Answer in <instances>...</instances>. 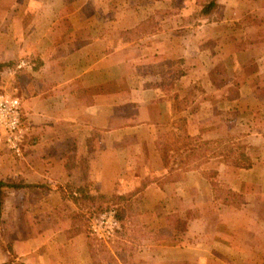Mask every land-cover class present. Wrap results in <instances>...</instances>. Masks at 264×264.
I'll return each mask as SVG.
<instances>
[{
    "label": "crops",
    "instance_id": "crops-1",
    "mask_svg": "<svg viewBox=\"0 0 264 264\" xmlns=\"http://www.w3.org/2000/svg\"><path fill=\"white\" fill-rule=\"evenodd\" d=\"M114 1L0 0V88L20 100L26 127L21 156L0 143V264H110L92 255L88 215L123 196L142 231L198 215L172 240L132 244L125 224L133 264H264V0L210 11L200 0L197 14V0H174L180 11L140 20L86 10ZM146 19L153 30L129 33ZM180 124L202 142L242 134L252 166L216 157L169 170L156 142L178 138ZM211 169L245 205L212 202Z\"/></svg>",
    "mask_w": 264,
    "mask_h": 264
},
{
    "label": "trees",
    "instance_id": "trees-1",
    "mask_svg": "<svg viewBox=\"0 0 264 264\" xmlns=\"http://www.w3.org/2000/svg\"><path fill=\"white\" fill-rule=\"evenodd\" d=\"M151 1H154V0H151ZM215 2L216 0H208V4L206 5V11H210L214 9ZM142 25L143 23L139 25L135 30L130 31L129 33H134L137 29H141ZM131 39L132 38H129L128 40H131ZM181 104H184V105L181 106ZM188 104H189V99L187 98L183 99L182 101L177 100L176 110L180 111L181 108L183 107L185 108ZM179 131H180V135L178 138H173L169 135L168 136L166 135L160 138V140L156 142V146L158 148L159 154L161 155L164 165L166 164V167H169V163L166 162V153L168 151H173L175 153H178L177 150L190 146L189 144L193 140L192 137L185 135V129H184L183 124L180 125ZM167 138L169 139L167 140ZM180 138H182V140H180ZM199 143H200L199 144L200 147L213 144V143L202 142V141H199ZM238 145L240 146L238 149L237 156H235V150L230 148L227 152H220V154L216 153V155L215 154L208 155L206 153V156H204L202 154L200 161L206 162L208 161L209 158L213 156H219V157L225 156L229 160V162L235 167L240 168V169H249L252 166V162L245 155V152H244L245 146L241 144H238ZM192 149L193 147H188V152H186L187 154L185 155V165L184 166L188 165V163L191 161L190 159L193 158ZM231 154H233V156H231ZM207 175L208 174H205V176L208 178L209 176ZM210 185L212 186V189L214 191V195H213L214 201L220 203L221 205L238 209L242 204H244V201H245L244 198L240 196L238 193L228 188L222 191H219V190L217 191V184L211 180H210ZM3 189H5V185L2 182H0V211L2 208L3 200H4ZM123 203H125L126 205L121 206V204L123 205ZM111 205L112 206L114 205L118 220L120 221L121 230L118 233V236L120 238L112 246H107L104 244H96L97 245L96 249H93V245L91 243L90 250L92 252V255L97 256V259H96L97 261L105 260L106 262L110 264H116L117 262H120L121 264H133L131 258H132L133 253L137 249L136 246H132V245L129 246L126 243L121 242L123 236H125L124 231H123V228L125 226V218L128 215L129 216L132 215L130 213V210L132 211V206L129 204L127 198H125L124 196L115 197L111 201H107L105 210L109 209ZM164 220H165V227L156 232H144L141 229L137 228V225L133 223V226H134L133 232L135 231V233L130 235L129 239L135 242L134 243L131 242V243L136 244L142 239H152L156 241L169 240V239L172 240L174 239V236H175L174 233L177 234V232H184L186 230V226H187L186 220L182 219L179 215H177V213L166 215L164 217ZM140 231H142L143 233H141ZM111 249H114L113 251H116V250L117 251L113 252L114 254H111L110 253ZM97 251H100V254L97 255L96 254Z\"/></svg>",
    "mask_w": 264,
    "mask_h": 264
},
{
    "label": "rangeland",
    "instance_id": "rangeland-1",
    "mask_svg": "<svg viewBox=\"0 0 264 264\" xmlns=\"http://www.w3.org/2000/svg\"><path fill=\"white\" fill-rule=\"evenodd\" d=\"M103 1L104 0H101V3ZM117 1L118 0L114 1V5H110V6H106V7L105 6L100 7L101 5L99 3L97 8H96V10H94L93 5L91 7L87 6L86 10L87 11H91V13H92V11H96L97 12L96 14L98 16H104L105 13H106L105 15H116V13L120 14L121 11H122L123 16H125V15L126 16L127 15L130 16L131 14H133V12H131L133 10L134 12L136 11L137 14H135V15H136V17L138 16L139 20L141 19V17L142 18L143 17H147V16H149V17H151V16L164 17V16H167L168 14H171L174 11H177V10L180 11V5L174 6V3H175L174 0H172V1L171 0H154V1H151V0H130L129 3L126 2V0H123V4L122 5H121V3L119 1L118 2ZM178 1H179L178 3L182 4V2H181L182 0H178ZM170 2H172V4H170ZM207 2H208V0H207ZM200 3H201V1L197 0V4H198L197 6L198 7H193L192 14H197V12L200 10ZM130 4H132V5H130ZM126 6H127V8H126ZM125 10H128V12L125 13ZM149 20L150 19H146L145 22L142 25V28L138 29L136 31L147 33L149 31L153 30L152 28L156 27V24L155 23L152 24V21H149ZM166 25L168 26L169 24H166ZM134 34H136V33H134ZM122 37H123L122 39H124V36H122ZM134 40L135 39L132 38L130 41H134ZM196 89H197V92H198L200 88H196ZM260 92H261V94L264 93V89L261 90ZM192 94L195 96L196 93L192 92ZM229 94H230V96H232L234 94V91H232V92L230 91ZM183 105L184 104H181V106H183ZM183 108H181V109H183ZM243 137L244 136L242 134H238L237 132H235L233 134L231 132H228V134L223 139L209 142V143H213V144H209L208 146H202V147L199 146V144H200L199 140L197 138H193V140L189 144L190 146H187L186 148H181V149L177 150L178 153H175L173 151H168L166 153V162H168L169 165H171V163L179 164V166L182 167L181 169H183L185 171L195 170V169L199 168V166H201L204 163H206L204 161H203L204 163L200 161L202 154L204 156H206V153L208 155L209 154H215L216 155V153L220 154V152H227L231 148V149L235 150V156H237L238 155V149H239V146H240L238 144H241V145L245 146V150H244L245 155L252 162L251 155H249L250 152L247 150V146H246L245 141L243 140ZM168 139L169 138H167V140ZM180 140H182V138H180ZM214 142H216V143H214ZM188 147H193V149H192L193 158L190 159L191 161L189 163L187 162L188 165L184 166L185 165V155L187 154L186 152H188ZM256 154H257V152H253L252 155L255 156ZM168 156H169V158H168ZM231 156H233V154H231ZM216 157H219V156H213V157L209 158L208 161L210 159H213V158H216ZM222 159L224 160V163L226 165L235 167L234 165H232L229 162V160L225 156H223ZM180 164H183V165H180ZM171 168H173V167H171ZM171 168L169 166L168 169L170 170ZM205 174H208L207 176H209L208 177L209 179L205 176ZM203 176H204V178L206 179V181L208 182L209 185H210V180L217 184V191L218 190L222 191V190L227 189V188L230 189L229 187H227V185L221 184L220 182H218V173L215 170L211 169L208 172H204ZM210 190H211V193H212V202H214V203H216L218 205H221L220 203L214 201V199H213L214 191H213L211 185H210ZM236 193H238V192H236ZM238 194L240 196H242L244 198V200H245L244 204H242L239 207V208H241L243 205L246 204L247 200L245 199V197L243 195H241L240 193H238ZM183 201L185 203L186 201H188V199L186 200V198H184ZM166 204H167V202L165 204L160 202V204L158 206L159 207L158 209H160L162 211L163 206L164 205L166 206ZM221 206H224V205H221ZM226 207H229V206H226ZM105 208H106V206H104V203H103V205H100L97 209L93 210L92 213H98L100 211H104ZM110 208H114L115 209L114 205L113 206L111 205ZM230 208H232V207H230ZM130 212H133V213H131L132 215L131 216L128 215L125 218V224L128 226V233H126L127 238H129L130 235L135 233V231L133 232L134 228H131L130 226H132L133 223L135 225H137V216L134 215V213L136 212V208L132 207V211L130 210ZM196 212H197L196 208H193V209H187L186 211H184V213L177 212V215H179L182 219L186 220V222L188 224L189 220L194 219L195 217L198 216V215H196ZM120 230H121V228H120ZM140 232L143 233L142 231H140ZM144 232H149V231L145 230ZM184 232H177L176 235L179 236L181 233H184ZM119 238L120 237L117 236V238L113 242H110V243L99 242V241H96V240H94L92 238H91V240L94 243H96V244H104V245H107V246H112ZM134 242L135 241H133V243Z\"/></svg>",
    "mask_w": 264,
    "mask_h": 264
},
{
    "label": "built area",
    "instance_id": "built-area-1",
    "mask_svg": "<svg viewBox=\"0 0 264 264\" xmlns=\"http://www.w3.org/2000/svg\"><path fill=\"white\" fill-rule=\"evenodd\" d=\"M26 127L22 105L12 90L0 88V143L19 157L25 142ZM116 210L110 208L88 215L87 233L96 241L113 242L120 231Z\"/></svg>",
    "mask_w": 264,
    "mask_h": 264
}]
</instances>
